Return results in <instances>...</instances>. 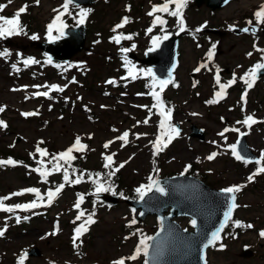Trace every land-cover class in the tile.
Wrapping results in <instances>:
<instances>
[{"label":"rangeland","instance_id":"374dc122","mask_svg":"<svg viewBox=\"0 0 264 264\" xmlns=\"http://www.w3.org/2000/svg\"><path fill=\"white\" fill-rule=\"evenodd\" d=\"M59 2L39 0L37 4L36 0H12V3L0 0V4L6 5L0 12L5 17H12L8 15H14L23 5L28 6L20 17L27 35L3 38L0 42V51L7 49L11 53L7 58L0 57V107L4 108L0 112V121L6 124V127L0 126V160L12 158L23 162L15 167L0 166V197L29 187L39 188L45 193L49 187L61 183L62 173L53 174L49 177L50 182L45 184L37 173L30 172V168L37 167L36 160L41 159L36 153L37 144L43 141L39 144L41 148L58 154L70 147L79 136L88 147L86 151L73 153L77 159L71 162L69 172L72 173L74 168L75 175L86 170L93 174L101 173L103 177L110 171L104 167V156L115 153L113 167L127 162L117 172L118 180L115 181L118 186L111 182L119 200L113 204L99 200L92 194L95 185L85 175L84 182L66 185L51 207L28 212L17 210L16 215L21 218L29 217L28 220L21 219L25 223H16L14 215L0 212V229L7 224L4 236L0 237V264H21L22 257V264H112L115 260L131 256L139 240L157 229L159 219L149 215L130 225L137 210L133 213L124 200L139 197L135 189L148 184L150 176L160 178L175 175L184 172L186 166L191 164L195 166L193 170L204 175V180L215 188L246 185L237 193L239 206L234 211L232 221L239 220L245 226L253 225L252 228H237L229 221L220 241L208 248L207 264H264V237L259 235L264 230V173L255 176L253 182L249 183V175L257 168L237 160L229 148L238 133L231 129H239L243 125L237 123L243 113L245 116L254 115L257 121H264V80L258 79L255 86L248 90L244 112L240 106H230L235 100L240 101L236 90H229L224 102L206 103L214 99L215 92L219 91L215 81L217 69L222 71L221 83H227L235 73L237 83L245 90L246 86L239 77L244 76L257 62H262L263 54L256 50L264 47L262 25L258 26L260 30L255 36L241 29L250 27L247 23L249 20L255 24L253 14L264 4V0H231L227 4L231 8L214 11L204 5H191L192 0H188L183 9L186 32L180 39L179 62L174 78L179 86L173 87L171 84L161 94L166 106L173 108L172 123L179 125L180 134L158 155H154L150 143L159 132L157 110L147 125L137 124V121L142 122L150 115L148 109L138 106H149L151 101L154 103L152 97L146 96L151 90L148 77L141 74L136 80L122 79L124 70L125 77L127 74L123 66L125 54L110 38L120 33L132 35L133 39L123 40L121 46L132 48L135 44L134 49L143 53L152 43V37L179 31L177 18L156 13L162 15L167 24L153 27L154 17L147 13L153 5H160L164 0H95L85 18L87 49L65 65L53 61L47 64L44 53L30 44V36L38 35L40 40L48 37L47 25L54 19V11L55 16L63 11ZM128 6L130 11L126 10ZM174 7L170 5V8ZM80 9L70 7L71 15L65 14L63 17L74 24L77 16L79 19ZM125 16L130 18V22L114 33L113 27L121 23ZM150 27L152 31L148 32ZM204 27L218 29L219 33L196 31ZM57 34L53 30L52 35ZM213 44L216 45L215 55L208 61L207 53ZM250 52L253 55L249 57L247 54ZM28 57L39 63L25 67L22 61ZM13 64L20 69L18 72L13 69ZM57 64L61 67L57 68ZM132 64L137 69H148V66L140 63ZM201 64L208 67L194 71ZM225 67L230 69L229 73L224 72ZM73 78L75 83L71 82ZM110 79L115 83H107ZM51 84L67 87L62 93L50 92L51 99L33 95L37 91L47 90L34 86ZM139 87L143 90H139ZM141 91L146 92L138 95ZM27 112L37 115L26 117L23 113ZM191 124L205 130L203 140L191 136ZM226 128L229 131L224 132V136L219 135V130L223 132ZM125 131L129 132V138L126 146L122 147L123 142L116 137ZM248 131L247 142L261 157L264 152V122L252 125ZM145 133L147 135L136 138V134ZM109 141L114 142L105 149L104 144ZM214 152L218 155L208 160L207 157ZM30 154H35V159ZM48 159L50 157L44 158L46 163ZM51 166L48 164L49 168ZM101 182H104L103 179ZM78 194L87 195L80 210H85L86 215L95 210L96 223L88 226V231L74 246L73 231L86 219L85 216L73 223L79 211L74 208ZM34 198V194H25L12 197L5 203L23 204ZM52 220L58 222L53 224ZM175 220L182 227L191 228L189 217L178 216ZM221 243L225 245L223 249L219 247ZM245 245L253 251L250 256L241 255ZM32 247H37L41 254L27 256V251ZM144 261L145 257L141 254L135 261L126 259L125 264H144Z\"/></svg>","mask_w":264,"mask_h":264},{"label":"snow or ice","instance_id":"6c2138e0","mask_svg":"<svg viewBox=\"0 0 264 264\" xmlns=\"http://www.w3.org/2000/svg\"><path fill=\"white\" fill-rule=\"evenodd\" d=\"M9 3H12V0H8ZM188 0H164V2L160 5H153L151 11H149L147 14L149 16H153V27H155L157 24L160 26H164L167 24V21L163 18L162 15H156V13H166L167 15L171 17L177 18V25L179 27V31L183 32L185 31L186 28V22L184 19L183 15V9L186 7ZM36 3H39V0H36ZM74 4V0H65V3L62 5L63 11L59 12L58 15L52 20L51 23L47 25V31H48V39L50 41H55L59 40L65 35V29L68 28V25L62 20V16L65 14L71 15L70 12V5ZM170 5H175L174 8H170ZM76 7H79V5H75ZM6 5L0 4V12H3L4 8ZM27 5L21 6L12 17H5L3 15H0V38H8L11 36H16V35H27V33L24 30V26L21 25L20 22V17L21 14L25 13L27 10ZM128 11H130V6L127 7ZM89 10L81 8L78 15L79 19L76 20L77 25H82L85 22V18L88 15ZM255 18V24H253L252 20L247 21L248 25L250 27H245L241 29L242 32L248 33L251 32L253 36L256 35L257 31L260 30L258 26L264 25V4H262L259 9L253 14ZM75 19V17H73ZM130 22V18L125 16L122 18L121 23L116 24L112 31L115 33L117 32L118 29L123 28L127 23ZM53 30H55L58 35L53 36ZM163 30V27H162ZM201 29H196L197 32H199ZM148 32L152 31V27H150ZM31 40H38L39 36L38 35H31L30 36ZM111 41L115 42L116 44H120L122 40H132L133 36L132 35H124L123 33H120L118 35H114L113 37L110 38ZM168 39V35L164 36H154L152 37V47L148 49L149 52L156 50V48L159 46L160 42L162 40ZM99 43V41H97ZM136 47L135 44L132 45V48H125L121 47L120 51L122 53H128L132 51ZM215 48L216 45H212V49L209 50L207 53V58L208 61H211L215 55ZM254 48H256V45H254ZM257 51L264 53V49L256 48ZM11 55V53L7 50L4 49L3 51H0V57L7 58ZM249 57L253 55V53H248L247 54ZM264 60V56L261 58ZM124 67L127 69V77H122V79H127L131 78L132 80L139 79L141 74L147 77H151V85H150V91L148 95H150L154 103L152 104L151 108L147 105H140L138 107L146 108L148 109L150 115L148 118H146L144 121H137V124L143 123L147 125L151 119L152 115V109H156L157 113L160 117L159 123H158V135L156 136V139L154 141H151L153 148H154V155H158L161 151L166 149L172 141L179 136L180 130L179 128L172 123V112L173 108L172 107H167L166 102L162 98V93L165 91L168 85L172 84L175 87H178V84H175L172 77V73L169 72V78L168 79H159L155 76V73L152 71V69H137L134 64L130 60H128L127 56L125 55L124 57ZM23 65L25 67L33 64L39 63L37 60H35L32 57H28L26 59H23L22 61ZM47 64H52V58L48 57L46 60ZM13 69L15 71H19L20 69L17 68L15 64L12 65ZM57 68H60L61 65L57 64ZM71 67V65H69ZM207 64H201L199 67L194 69V71L199 72L201 68H207ZM264 70V62H257L253 67H251L245 74L244 76L239 77L241 81L244 82L246 85L245 91L241 95V100L246 104L247 103V95H248V90L252 89L255 86V83L257 79L260 78V73L261 71ZM215 81L216 84L219 86V91L215 92L214 96L215 98L209 101H206L208 104H215L218 103L221 99L225 98L227 95V89L234 85L237 82V77L235 73L233 74V78L229 80L227 83H221L220 80V75H219V69H217L216 76H215ZM72 83H75V78L72 79ZM107 83L109 84H114V80H108ZM148 86V85H146ZM195 86V85H194ZM27 87V86H25ZM34 87L37 88H46V91H37L33 93L34 96L40 97H48L51 99L52 97L50 96V92H64L65 88L67 85L60 86L57 84H51V85H36ZM157 88L159 90H157ZM17 89H13V91H16ZM138 95H143L138 94ZM104 107V106H102ZM243 110V109H242ZM4 108L0 107V112H3ZM24 116H32V115H37L35 112H27L23 113ZM193 115H196L193 113ZM259 122H264V121H257L254 118V115H246L243 121H238L237 123H242L243 125L247 126L248 128H251L252 125L259 123ZM0 126L6 127V124L4 121H0ZM232 131L238 132L241 136L246 135L247 133L240 132L238 128H233L231 129ZM115 131V129H114ZM229 131V129H224L223 132L219 133V135L224 136V132ZM141 135H147L145 134H136V138L139 139ZM91 138V137H89ZM128 138H129V132L125 131L122 135L116 137V139L122 141V147L126 146L128 143ZM114 141H109L104 144V148L107 149L111 143ZM40 143H43V141L39 142L36 147V153H38L41 157V159L36 160L37 167L30 168V172H35L37 173L40 177L43 183L47 184L49 183V177L52 176L53 174L56 173H62V182L55 185L54 187H49L45 193H42L39 188L35 187H29V188H24L19 191L13 192L8 196L0 197V212H5L9 213L15 216L16 223H20L21 219L23 220H28V216H24L21 218L19 215H16L17 210L20 211H31L40 207H51L52 204L59 198V196L62 194V191L65 189L66 185L72 186V185H77L82 182H84V177L87 175L88 179L95 185V190H94V195H99L100 193L103 192H112L113 195L116 193L113 191V185L111 183V178L115 176L117 172L120 171L121 168L124 167V163L119 164L117 167H113V164L115 163L113 160V157L115 156V153L111 155H106L104 156L105 164L104 167L106 169H110L106 174L103 175L101 173H90L85 171H81L79 175H75L76 169H72V173L69 172V168H72V161L76 160L77 157L73 155L74 152H83L87 150V145L83 144L81 142V138L79 136L76 137L74 143L68 147L65 151H62L58 154H51L48 152L47 149L41 148L39 146ZM239 144V141H237V144H232L229 145V148L231 150L232 155L237 159V160H244L245 163H249L251 161H248L245 159L244 156L241 155V152L238 151L237 145ZM33 156V159H35V154H30ZM218 153H212L210 154L207 159L208 160H213ZM45 157H50V159L47 160V163L45 162L44 158ZM55 161V163H53ZM61 161L64 163L62 164ZM264 152H262L261 157L255 161L257 165H260L257 170L249 175L248 177V182H253L255 176L264 173ZM18 164H23V162L16 161L12 158H8L7 160H0V166H17ZM48 164H51V168L48 167ZM67 165V167H65ZM26 168H29L30 166L28 165H23ZM191 165L186 166L185 171L190 168ZM75 175V179L72 178V176ZM95 177V178H94ZM101 179H103L104 182H101ZM149 183L146 185H141L138 188L135 189L136 193L139 195V199L141 201L144 200L145 196L148 195L149 192H152L153 189L157 193H160L161 195H167V192L164 187L161 186L160 181L157 179H154L153 177H149ZM107 185V186H106ZM246 185H233L228 188L222 189V192L224 194L228 195V200L230 203L227 206V210L223 212V221L219 225L218 228H216L215 231H212L210 234V237L207 238L206 243L203 244V248H208L209 246H215L216 242L220 241L221 239V233L224 231V229L228 226L229 221H232V213L233 210L236 209L239 205L236 203V193H239ZM25 194H34L35 198L31 200L28 203H17V204H6L5 201L10 200L12 197H19L23 196ZM121 195H123L121 193ZM85 198L84 194H78L77 196V201L74 204V208L78 209V214L75 217V223L76 221H81L82 218L86 216V219H83V222H81L75 229H74V237H73V244L74 246L76 245V241L85 233L88 231V226L96 223V220L94 219L95 217V210H93L90 213H87L85 210H80L81 209V204L83 203ZM95 207V206H94ZM133 213L136 212V209H132ZM141 216L144 215L143 212L140 213ZM8 218H11L9 216ZM137 223V220L133 218L130 221V225H134ZM234 227H247V228H252L253 225L248 224V225H242V222L239 220L232 221ZM191 224L193 227L197 226V221L193 219L191 221ZM7 229V224H5V227L3 229H0V237L4 236L5 231ZM164 230L163 222L161 224V231ZM53 235L56 233H52ZM160 233H157V236H159ZM259 235L261 237H264V230H261ZM154 240V237L150 236H144L139 240V244L136 246L134 253L127 257V258H120L118 260H115L112 262V264H125V260H132L135 261L141 254H143L145 257L149 256V249L152 248L153 246L148 243V241ZM221 249L225 247L222 243L219 245ZM161 254V245L156 244L155 245V254L153 256V259L158 257ZM204 259V257H201ZM23 257L21 258V264H22ZM144 264H149V260L145 259ZM206 264V262H205Z\"/></svg>","mask_w":264,"mask_h":264},{"label":"water","instance_id":"95a60500","mask_svg":"<svg viewBox=\"0 0 264 264\" xmlns=\"http://www.w3.org/2000/svg\"><path fill=\"white\" fill-rule=\"evenodd\" d=\"M78 3H91L93 0H75ZM228 0H194L196 5L205 3L211 9L220 7ZM264 31V25H263ZM177 38L178 36H168L162 40L154 51H147L146 57L140 59L149 63L150 69L160 79H168L169 72L173 75V70L177 64ZM85 39V27L83 25L68 27L65 29V36L55 41L40 42L39 48L44 50L49 57L57 60H68L73 54L81 50ZM260 75H264V70ZM193 135L202 137L200 130H195ZM238 151L245 158H254V155L246 146L245 137L238 140ZM167 195L157 193L155 189L145 196L144 200L129 201L134 208H140L138 219L147 214H156L160 218V226L153 233L154 240L148 241L153 247L149 249V264H205L206 249L203 244L210 237L212 231L223 221V212L227 210L230 203L228 195L222 190L212 188L200 179L192 175H175L158 179ZM103 199H108L106 195H101ZM169 209V212H165ZM178 215H188L197 221V226L193 230L182 228L172 218ZM163 222L164 230L161 231ZM157 233H160L157 236ZM161 245V254L153 259L155 245ZM204 257L202 259L201 257Z\"/></svg>","mask_w":264,"mask_h":264},{"label":"bare ground","instance_id":"6f19581e","mask_svg":"<svg viewBox=\"0 0 264 264\" xmlns=\"http://www.w3.org/2000/svg\"><path fill=\"white\" fill-rule=\"evenodd\" d=\"M230 6H231L230 4L229 5H226L224 9H229V8H231Z\"/></svg>","mask_w":264,"mask_h":264}]
</instances>
